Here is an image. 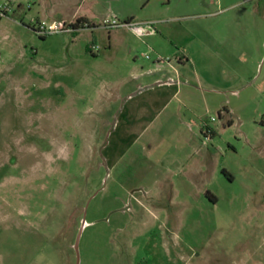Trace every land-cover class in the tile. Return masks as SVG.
<instances>
[{
    "label": "rangeland",
    "instance_id": "1",
    "mask_svg": "<svg viewBox=\"0 0 264 264\" xmlns=\"http://www.w3.org/2000/svg\"><path fill=\"white\" fill-rule=\"evenodd\" d=\"M92 1L157 32L0 14V264H264V0ZM200 28L255 58L174 67Z\"/></svg>",
    "mask_w": 264,
    "mask_h": 264
},
{
    "label": "crops",
    "instance_id": "2",
    "mask_svg": "<svg viewBox=\"0 0 264 264\" xmlns=\"http://www.w3.org/2000/svg\"><path fill=\"white\" fill-rule=\"evenodd\" d=\"M13 4V14L18 13L23 17H26L27 12L32 9L36 10V15L31 18L36 19H64L67 21H76L77 19H81L82 21L88 22L95 27H101L102 21L110 17L112 15L101 14L95 10L94 1L90 0L89 4L86 0H10ZM115 15V14H113ZM120 19H133L128 18V16L115 15ZM30 18V19H31ZM1 21V19H0ZM137 21V20H134ZM147 20H138V22H144ZM233 29L230 31L228 28L218 32L219 38L217 39L218 49L214 48L212 44L213 35L208 33L203 28H200V33H198V41L199 43L196 46V49L190 55L178 58L176 63H174V67L184 66L190 63L193 68L203 69L208 67L212 61H218L226 68H230L231 66H236L239 61H245L244 58L249 57L248 59L255 58V49L254 45H250L245 40V36H240ZM252 40V39H251ZM251 52L250 56H247V52ZM261 53L257 58V63H259L261 58ZM245 62H242L241 65H245ZM158 66H161L157 63ZM235 70V69H234ZM210 84V83H209ZM205 85H208L206 82ZM213 87V86H212ZM221 87V86H220ZM197 90H204L205 88L199 84V86H194ZM214 90L222 89V88H213Z\"/></svg>",
    "mask_w": 264,
    "mask_h": 264
},
{
    "label": "built area",
    "instance_id": "3",
    "mask_svg": "<svg viewBox=\"0 0 264 264\" xmlns=\"http://www.w3.org/2000/svg\"><path fill=\"white\" fill-rule=\"evenodd\" d=\"M13 11V4L10 0H0V14L9 15ZM30 25L33 27V30L38 35L53 34L58 32H75L83 29L94 28L90 23L83 21L78 23L77 21H67L64 19H54L50 22H46L44 19L32 18L30 20ZM90 25V26H89ZM101 27L112 30L120 27H128L131 31L137 36H145L149 34L156 33V28L153 22L144 21L138 22L134 20H120L117 16L112 15L105 18ZM166 59L158 56L156 63L159 65L163 64ZM264 120V117H263Z\"/></svg>",
    "mask_w": 264,
    "mask_h": 264
},
{
    "label": "water",
    "instance_id": "4",
    "mask_svg": "<svg viewBox=\"0 0 264 264\" xmlns=\"http://www.w3.org/2000/svg\"><path fill=\"white\" fill-rule=\"evenodd\" d=\"M84 225H85V219L82 220V225H81V227L79 229L78 237H77L76 243H75V247L76 248H78L79 238H80V235H81V232L83 230Z\"/></svg>",
    "mask_w": 264,
    "mask_h": 264
},
{
    "label": "trees",
    "instance_id": "5",
    "mask_svg": "<svg viewBox=\"0 0 264 264\" xmlns=\"http://www.w3.org/2000/svg\"><path fill=\"white\" fill-rule=\"evenodd\" d=\"M78 23H82L83 21L81 20V19H77L76 20ZM90 26V25H89ZM93 26V25H92ZM93 27H95V26H93ZM224 172H226L225 170H224Z\"/></svg>",
    "mask_w": 264,
    "mask_h": 264
}]
</instances>
